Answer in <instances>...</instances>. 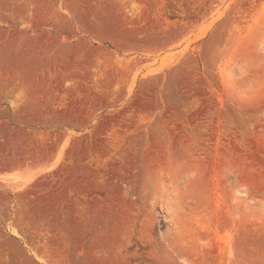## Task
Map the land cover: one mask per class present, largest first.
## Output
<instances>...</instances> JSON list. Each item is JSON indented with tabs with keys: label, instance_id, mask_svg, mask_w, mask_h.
<instances>
[{
	"label": "rangeland",
	"instance_id": "1",
	"mask_svg": "<svg viewBox=\"0 0 264 264\" xmlns=\"http://www.w3.org/2000/svg\"><path fill=\"white\" fill-rule=\"evenodd\" d=\"M0 264H264V0H0Z\"/></svg>",
	"mask_w": 264,
	"mask_h": 264
}]
</instances>
